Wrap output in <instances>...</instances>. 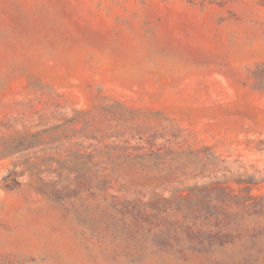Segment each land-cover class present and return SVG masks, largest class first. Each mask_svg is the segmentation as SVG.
<instances>
[{
    "label": "rangeland",
    "instance_id": "1",
    "mask_svg": "<svg viewBox=\"0 0 264 264\" xmlns=\"http://www.w3.org/2000/svg\"><path fill=\"white\" fill-rule=\"evenodd\" d=\"M0 264H264V0H0Z\"/></svg>",
    "mask_w": 264,
    "mask_h": 264
}]
</instances>
